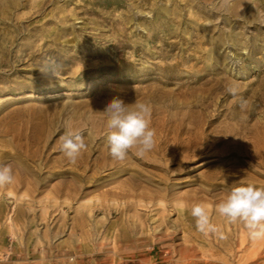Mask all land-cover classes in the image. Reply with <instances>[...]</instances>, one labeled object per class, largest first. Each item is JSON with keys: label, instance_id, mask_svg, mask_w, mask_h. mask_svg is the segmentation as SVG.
Listing matches in <instances>:
<instances>
[{"label": "rangeland", "instance_id": "1", "mask_svg": "<svg viewBox=\"0 0 264 264\" xmlns=\"http://www.w3.org/2000/svg\"><path fill=\"white\" fill-rule=\"evenodd\" d=\"M114 97L151 105L144 156H110ZM0 164V264H264V240L214 211L264 187V0H0Z\"/></svg>", "mask_w": 264, "mask_h": 264}, {"label": "clouds", "instance_id": "2", "mask_svg": "<svg viewBox=\"0 0 264 264\" xmlns=\"http://www.w3.org/2000/svg\"><path fill=\"white\" fill-rule=\"evenodd\" d=\"M45 77H55V66L45 63L39 69ZM229 94L237 95L238 89L229 86ZM246 102L241 104L243 108ZM105 142L109 154L118 161L128 158L129 152L135 150L137 156H144L156 146V130L151 127L152 107L150 104L136 100L128 104L120 97H114L107 103ZM60 152L69 163L75 164L86 149L81 134L65 131L60 137ZM14 174L11 166L0 164V187L13 183ZM215 213L227 223H240L246 229L252 241L264 240V187L247 183L232 187L215 205ZM195 219L197 231L204 236L219 235L224 238L221 228L213 223L207 205L195 203L190 209Z\"/></svg>", "mask_w": 264, "mask_h": 264}, {"label": "bare ground", "instance_id": "3", "mask_svg": "<svg viewBox=\"0 0 264 264\" xmlns=\"http://www.w3.org/2000/svg\"><path fill=\"white\" fill-rule=\"evenodd\" d=\"M11 2V1H10ZM16 3V2H15ZM4 6V5H3ZM3 6H1V7H3ZM3 9V8H2ZM59 95V94H58ZM251 152V151H250ZM244 232V231H243ZM256 253V252H255ZM245 256V255H244Z\"/></svg>", "mask_w": 264, "mask_h": 264}]
</instances>
